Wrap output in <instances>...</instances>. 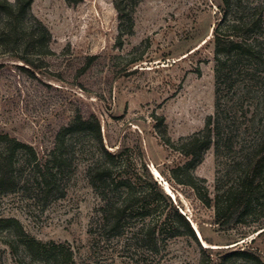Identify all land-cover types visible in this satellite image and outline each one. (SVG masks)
Listing matches in <instances>:
<instances>
[{
	"label": "rangeland",
	"instance_id": "rangeland-1",
	"mask_svg": "<svg viewBox=\"0 0 264 264\" xmlns=\"http://www.w3.org/2000/svg\"><path fill=\"white\" fill-rule=\"evenodd\" d=\"M32 12L51 32L53 54L37 61L38 69L1 59L0 134L46 159L77 117H97L105 148L121 155L111 167L140 177L142 188L148 168L211 253L181 229L171 231L165 201L112 230L90 181L100 150L89 134L71 142V166L56 192L9 194L0 199V218L17 219L38 241L69 247L75 264H264V200L245 223L217 224L220 190L234 183L242 145L264 125V85L248 86L241 77L235 92H220L217 115L213 32L225 15L222 0H34ZM210 116H219L221 134L190 171L194 190L179 182L191 160L182 147ZM7 241L19 244L15 231L0 232V264H17L22 250L14 256ZM243 249L261 262L228 255Z\"/></svg>",
	"mask_w": 264,
	"mask_h": 264
},
{
	"label": "trees",
	"instance_id": "trees-1",
	"mask_svg": "<svg viewBox=\"0 0 264 264\" xmlns=\"http://www.w3.org/2000/svg\"><path fill=\"white\" fill-rule=\"evenodd\" d=\"M69 1V0H67ZM34 0H0V62L9 58L25 66L38 69L41 58L53 54L50 30L33 14ZM224 17L214 28L216 45V111L222 110L220 92H235L240 77L248 86L264 85V5L250 7L244 0H222ZM234 12L235 16H231ZM232 18V19H231ZM224 31L221 23L229 22ZM3 66L0 63V68ZM219 116H210L205 128L185 140L182 152L191 160L186 166L185 179L179 181L196 190V181L191 169L201 162L204 153L212 146L214 136H220ZM86 134L98 143L100 159L89 170L93 188L105 202V219L112 230H121L127 217L135 211L143 216L152 211V206L165 201L171 208L173 219L171 231L179 229L194 240L203 252L191 222L175 207L161 184L145 168L146 187L138 183L141 178L126 176L116 172L111 165L121 156L111 153L103 142L101 124L97 117H77L63 129L58 139V151L49 158L41 159L30 145L0 134V199L19 190H29L34 194L51 196L59 188L67 167L71 166L68 149L76 136ZM242 157L237 163L238 176L232 185L221 189L217 202V224L230 226L245 223L255 205L264 200V125L254 135L252 141L242 145ZM142 189V190H141ZM145 189V190H144ZM206 204L210 198L205 195ZM157 206V205H156ZM174 224V225H173ZM260 229H264L262 226ZM13 230L19 244L7 241L14 256H20L17 264H75L73 251L63 244L43 243L30 237L15 218H0V232ZM206 240V239H205ZM230 256H242L261 262L260 257L250 249L237 250Z\"/></svg>",
	"mask_w": 264,
	"mask_h": 264
},
{
	"label": "water",
	"instance_id": "water-1",
	"mask_svg": "<svg viewBox=\"0 0 264 264\" xmlns=\"http://www.w3.org/2000/svg\"><path fill=\"white\" fill-rule=\"evenodd\" d=\"M193 226V225H192ZM193 228H194V226H193ZM194 230H195V232H196V234H197V237H198V239L200 240V242H201V244L203 245V242H202V237H201V234L199 235V233H198V231L194 228ZM204 246V245H203Z\"/></svg>",
	"mask_w": 264,
	"mask_h": 264
}]
</instances>
